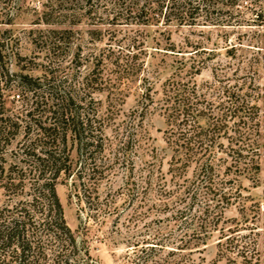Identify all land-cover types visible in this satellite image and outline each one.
<instances>
[{
  "label": "trees",
  "instance_id": "obj_1",
  "mask_svg": "<svg viewBox=\"0 0 264 264\" xmlns=\"http://www.w3.org/2000/svg\"><path fill=\"white\" fill-rule=\"evenodd\" d=\"M80 1L91 16L99 13L96 3H104L107 17L97 22L110 26L204 22L255 28L250 38L254 45L240 48L263 52L264 58V8L239 9L263 0H46L40 21L55 24L63 8ZM14 5L13 0H0V25L13 24ZM248 13L252 18L245 19ZM72 33H42L49 60L43 77L10 75L5 69V83L16 82L23 93L17 95L21 107L9 110L0 88V264H101L91 255L88 225L107 218L121 221L115 195L100 191L114 168L106 155L103 118L95 107L94 93L104 89L93 87L86 100L72 84L59 81L57 73L64 70L53 67V57ZM237 48L232 45L227 53ZM256 60L238 66L233 75L226 70L232 68L230 61L220 65L215 80L202 88L197 82L173 81L165 89L158 106L175 151L169 169L174 189L160 185L169 196L161 207L162 225L151 230L147 223L145 237L130 239L131 264H204L193 256L214 235L218 256L229 264H264V194L254 199L241 183L242 177L260 173L264 158V86L256 83ZM98 64L88 76L92 85L97 84L93 76ZM192 68L195 74L201 69ZM146 97L152 100L150 94ZM151 177L145 181L150 186ZM60 181L70 185V196L80 207L78 232L66 221L57 192ZM138 196L132 193L128 208ZM232 206L237 216L227 218L226 209ZM139 217L135 212L125 224L143 219Z\"/></svg>",
  "mask_w": 264,
  "mask_h": 264
},
{
  "label": "rangeland",
  "instance_id": "obj_2",
  "mask_svg": "<svg viewBox=\"0 0 264 264\" xmlns=\"http://www.w3.org/2000/svg\"><path fill=\"white\" fill-rule=\"evenodd\" d=\"M13 1L15 5L11 12L16 15L15 21L11 25H0V88L7 108L21 107L22 100L17 95L23 92L16 82L5 83V69L10 75L43 77L49 60L40 40L42 33L49 29L72 30L56 58L53 57V67L64 70L57 73L59 81H67L66 87L72 84L86 100L93 87L104 89L94 93L95 107L103 118L106 155L114 160V168L109 179L102 182L100 191L102 195L112 192L116 206L122 212L117 224L113 223V218H107L102 224L91 222L88 225L90 252L101 264H131L128 259L130 239L145 237L142 235L147 223L151 230L162 225L159 219L164 218L165 213L161 207L169 196L161 193L160 185L174 189L169 169L175 151L169 141L167 119L158 102L173 81L197 82L202 88L214 81V74L222 70L218 68L229 61L233 65L226 70L228 75H233L238 66L244 68L257 58L256 83L263 87V52L256 55L255 50L240 48L242 44L254 45L250 38L255 28L204 22L196 26L176 22L110 26L105 20L97 22L99 17H107L104 3H96L99 13L91 16L83 1L67 5L56 16L55 24L47 25L40 21L46 0ZM260 7L264 8V0L262 4L258 1L241 4L239 9L252 12ZM249 18H252L250 13L245 19ZM232 45L238 46V51L228 54L227 49ZM97 64L99 68L93 76L97 84L94 86V82L89 83L88 76ZM194 64L201 67L198 74L192 68ZM147 94L154 102L146 97ZM17 139L11 149L16 148L21 138ZM261 168L257 175L241 179L244 193L254 199H260L264 194V158ZM149 175L152 176L151 186L145 183ZM193 175L194 168L191 167L187 174L190 181ZM145 186L149 187L147 191H143ZM134 191L139 196L134 206L128 208ZM57 192L68 225L78 232L80 207L76 198L70 196V185L60 181ZM135 212L143 219L126 225V218ZM236 216L235 206L226 209L227 218ZM216 236L202 253L197 252L193 257L198 261L200 258L204 264H229L218 256Z\"/></svg>",
  "mask_w": 264,
  "mask_h": 264
}]
</instances>
